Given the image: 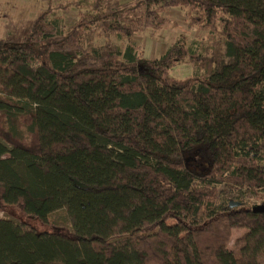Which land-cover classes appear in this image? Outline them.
<instances>
[{
	"label": "trees",
	"instance_id": "obj_1",
	"mask_svg": "<svg viewBox=\"0 0 264 264\" xmlns=\"http://www.w3.org/2000/svg\"><path fill=\"white\" fill-rule=\"evenodd\" d=\"M121 1L94 19L124 48L47 13L0 39V209L25 218L0 264H264V0ZM174 9L206 37L140 55ZM63 209L72 232L31 223Z\"/></svg>",
	"mask_w": 264,
	"mask_h": 264
},
{
	"label": "rangeland",
	"instance_id": "obj_2",
	"mask_svg": "<svg viewBox=\"0 0 264 264\" xmlns=\"http://www.w3.org/2000/svg\"><path fill=\"white\" fill-rule=\"evenodd\" d=\"M130 0H122L121 3ZM42 13H47L48 19L55 21L63 31L81 21L95 20L98 12L94 8V0H0V39L9 34H19L28 23L34 22ZM167 22L158 30L152 28L134 35L132 41L143 57L154 59L161 57L169 47L181 37H187L188 42L206 37V32L188 28L185 12L180 9L169 10L164 14ZM95 18V19H94ZM94 24L87 22L86 44L98 47L107 42L127 46L125 39H120L116 33L108 35L102 26V21L95 20ZM195 74V69L189 61H183L171 71L176 79H186ZM264 200L252 199L249 206L263 205ZM3 218L24 220L19 211L13 208L0 209V220ZM32 224L40 230L47 228L63 232L73 231V220L68 209L60 210L50 216L51 226H42L38 222ZM241 232L233 234V243Z\"/></svg>",
	"mask_w": 264,
	"mask_h": 264
},
{
	"label": "water",
	"instance_id": "obj_3",
	"mask_svg": "<svg viewBox=\"0 0 264 264\" xmlns=\"http://www.w3.org/2000/svg\"><path fill=\"white\" fill-rule=\"evenodd\" d=\"M239 206H240V203H236V202H231V204H230L231 208H237ZM256 210L264 211V206H259V207L256 208Z\"/></svg>",
	"mask_w": 264,
	"mask_h": 264
}]
</instances>
